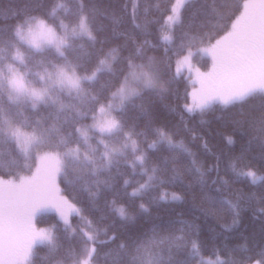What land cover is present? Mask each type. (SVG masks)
<instances>
[{
  "label": "snow or ice",
  "instance_id": "obj_1",
  "mask_svg": "<svg viewBox=\"0 0 264 264\" xmlns=\"http://www.w3.org/2000/svg\"><path fill=\"white\" fill-rule=\"evenodd\" d=\"M197 3L175 0L165 10L173 30L184 29L185 13L195 16ZM61 9L72 11L63 3L47 10L38 3L25 5L10 17V25L0 28V264H37L42 245L53 252L61 250L55 225L51 229L37 227V217L47 210L57 213L69 237L77 233L73 214L85 225L79 230L82 239L69 243L64 258L56 264H100L101 255H112L111 264H243L219 256L205 262L197 242L193 241L189 250L182 243L183 237L173 233L163 234L155 228L141 234L123 230L124 225L135 223L139 214L149 212L142 201L165 185H179L186 192L198 188L204 201L200 211L208 216L215 215L217 205L226 204L238 217L239 207L220 195L221 186L229 184L220 175V157L206 165L196 159L191 148L176 141L175 133L149 127L155 139L147 148L169 153L159 163H151L141 147V137L146 138L147 132L129 126L126 113L137 101L149 93L167 91V65L147 54V41L139 42L133 33L121 30L116 10L102 7V0H79L72 25L59 15ZM200 12L203 19L181 32L176 49H165L177 58L176 71L183 66L190 78L195 77L193 85H199L194 87V104L186 105L187 111L203 114L217 104L258 101L252 106L254 115L240 121L237 131L249 148L259 150L264 164V0H227L212 10L210 19L207 11ZM98 17H111V23L97 26ZM132 22L134 28L141 27L134 17ZM173 39L164 37L170 43ZM85 40L90 46L82 51L83 44L77 47L75 42ZM205 57L211 59V68L202 72L194 61L199 63ZM102 76L107 77L103 84ZM26 107L33 111L53 109L49 117L54 122L49 124V117H25ZM229 143L235 141L230 137ZM176 149L182 152L172 155ZM5 156L11 163H4ZM122 163L133 172L139 165L147 180L132 187L125 179L120 195L128 202L114 208L116 218L110 224L91 231L92 220L81 196L87 192L98 201L106 191L116 195L114 185L104 177L111 176ZM231 171L251 177L253 183L264 180L253 170H239L235 163ZM86 176L92 178L90 182ZM185 198L175 192L171 196L172 201ZM159 199L168 197L165 194ZM112 203L117 204L115 199ZM101 233L107 239H101ZM108 244H114L115 249L102 254L101 249ZM257 264H264V260Z\"/></svg>",
  "mask_w": 264,
  "mask_h": 264
},
{
  "label": "trees",
  "instance_id": "obj_2",
  "mask_svg": "<svg viewBox=\"0 0 264 264\" xmlns=\"http://www.w3.org/2000/svg\"><path fill=\"white\" fill-rule=\"evenodd\" d=\"M174 2L175 0H102V7L116 10L122 21L121 30L133 33L139 42L147 41L145 44L147 54L155 56L157 60L167 65L164 77L167 81V91L161 95L149 93L142 101H137V106L130 108L126 113V119L129 126H135L137 132H147L146 138L141 137V147L150 155L151 163H159L160 158L169 153L147 148V143L155 139L149 127L163 128L175 133L176 141H182L191 148L197 154L196 159L206 165H211L215 157H220V175L225 176L229 181L227 186H221L220 195L238 205L239 216L235 217L226 204L217 205L215 215H205L200 211L204 201L201 199L198 188L186 192L179 185L175 187L165 185L152 191L150 196L142 201L148 206L149 212L139 214L136 222L124 225L123 230L128 234H141L155 228L163 234L173 233L182 236V243L187 245V249L190 250L193 241L200 245V258L219 256L222 260L236 259L243 261V264L264 260V256L261 255L264 253V211H261L264 208V180L253 183L251 177L236 176L231 171V165L235 163L239 170H253L258 177L264 176V164L261 163L259 150L255 146L249 148L246 138L241 137L237 131L240 121L250 119L254 115L252 106L258 104V101L253 100L247 104L235 106L217 104L203 114L198 111L188 112L186 105L194 104L191 94L194 87L199 88V85H193L192 81L195 79L193 76L190 78L186 73L177 75L175 70L177 58L172 51L167 53L165 51V49L174 51L180 42L181 32L188 30L192 23H199L203 19L201 9L209 13L210 19L212 10L226 3L227 0H198L197 14L193 16L191 12L185 13L184 29H172L174 39L170 43L164 40L171 27L170 22L166 20L165 10ZM37 3L45 6V10L60 3L70 6L71 12L64 13L61 9L59 15L65 23L69 25L75 23L79 0H0V28L12 23L10 17L18 9ZM133 17L135 23L141 26L139 29L134 28ZM95 23L97 26L107 27L111 23V17H98ZM104 34L111 35L109 32ZM81 43L82 51H87L89 42L86 40L75 42L77 47ZM113 43L120 44L123 40H114ZM198 65L202 69H207L208 58L205 57ZM34 70L41 69L34 68ZM106 79L107 77L102 76L100 83L103 84ZM53 111L44 107L33 111L26 107L23 109V114L29 119H35L38 116L49 117V113ZM53 122L54 119L49 117L48 123ZM230 137L235 141L234 144L229 143ZM177 152L182 150L176 149L171 154L175 155ZM4 163H11V158L5 156ZM27 163L29 166L33 164L31 160ZM184 164H187V157H184ZM212 176L214 177L215 173H212ZM104 178L109 179L114 185L116 195L109 190L98 201L92 200L87 192L81 196L88 210L87 215L92 220V225L89 226L91 231L103 229L110 224L116 218L114 208L128 202L120 195L124 191L125 179L132 182V187L136 186L137 181L143 183L147 180V177L142 175L139 165L133 172L124 163L119 168H114L111 176ZM84 179L90 182L92 178L86 176ZM88 187L95 191L91 183ZM132 187H129L127 191L131 192ZM174 192L184 194L186 198L183 201H172L171 196ZM165 194L168 199L160 200L159 197ZM113 199L116 200V205H113ZM139 202L141 201L137 199V203ZM234 220L237 222L233 223ZM72 222L77 228L75 237H69L63 231V222L55 211L47 210L37 217L39 227L56 226L63 245L59 252L50 251L46 245L40 246L37 264H56L64 258V249L69 243H79L82 239L79 230L85 225L75 215L72 216ZM101 239H107V237L101 233ZM113 249L115 245L108 244L101 249V253H109ZM112 259V255H101L100 264H111Z\"/></svg>",
  "mask_w": 264,
  "mask_h": 264
},
{
  "label": "rangeland",
  "instance_id": "obj_3",
  "mask_svg": "<svg viewBox=\"0 0 264 264\" xmlns=\"http://www.w3.org/2000/svg\"><path fill=\"white\" fill-rule=\"evenodd\" d=\"M166 36L173 37L172 27H170V31L167 33ZM207 58H208V57H207ZM208 60H209V66H208L207 69H202V67H200V66L198 65V63H196L195 61H194V63L196 64V67H199V68L201 69L202 72H207V71L211 68V59L208 58ZM176 68H177V63H176L175 70H176ZM176 73H177V75H181V74H184V73H186V74L189 75V73L184 69L183 66H181L180 71H179V72L176 71ZM193 77H194V76H193ZM73 215H75V214H73ZM73 215H72V216H73ZM71 219H72V217H71ZM62 222H63V221H62ZM37 227H38V228H41V229H51V228H52V226H41V227L37 226ZM219 258H220V257H219ZM201 259H202L203 261H205V262H208V261H215L217 258H207V257H202ZM220 259L222 260V258H220ZM257 262H259V261H255V262H252V263H250V264H257Z\"/></svg>",
  "mask_w": 264,
  "mask_h": 264
}]
</instances>
